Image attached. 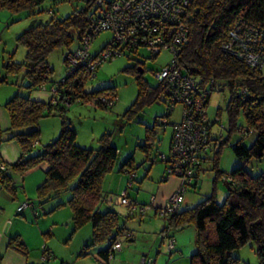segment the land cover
<instances>
[{
  "label": "trees",
  "instance_id": "trees-1",
  "mask_svg": "<svg viewBox=\"0 0 264 264\" xmlns=\"http://www.w3.org/2000/svg\"><path fill=\"white\" fill-rule=\"evenodd\" d=\"M80 1L85 4V8L73 11L62 19L50 18L41 22L37 16L42 0H0V10L16 15L23 12L26 14L25 20L34 21L15 36L16 45L24 48L22 62H8L0 73V84H5L6 76L14 77L22 71L18 88L26 92V95L16 92L4 105L9 129L0 131V143L15 142L20 153L13 164L0 160V189L14 198L12 174L22 176L44 164V180L36 189L38 205L56 200L62 193L69 192L66 205L70 211L72 230L89 225L91 231V241L84 245L79 255L87 256L88 247L105 242V248L99 250L97 255L107 264L116 251L113 246L118 244L117 239L129 238L127 230L118 228L115 212L109 208L103 211L98 208V204L105 201L100 181L110 172L117 151L111 144L109 133L101 134L95 150L76 145L75 131L63 114L68 108L64 102L92 103L95 107L106 109L93 103L94 99L100 95L107 97L115 94L111 88L84 92L83 82L92 76L93 71L78 67L56 85L46 103L33 101L28 96L30 92L41 89L52 76V69L46 62L47 55L59 48L68 49L75 40L80 44L81 38L89 33L100 17L96 11L102 7H98L97 3L106 6L111 2ZM186 13L188 36L177 58L181 75L191 77L197 86L209 93L215 90L227 92L224 105L225 139L218 142V138L209 129L208 141L212 145L209 151L212 154L213 182L221 178L228 188L220 204L215 201L212 193L193 207L183 210L179 208L177 212L163 218L167 227L161 233L167 236L171 228H193L194 251L188 257V264H237L238 259L231 254L247 243L254 245L258 263L264 264V176H250L243 166L222 174L217 167L221 147L230 141L233 134L238 135V138L229 147L239 161H258L264 156V71L258 66L251 67L245 61L248 49L257 55L259 62L264 63V0H192ZM256 35H259L260 41L257 44H246L244 39L239 40L240 36L253 39ZM108 44L100 50L103 51ZM224 44L230 45V53L223 50ZM136 51L133 49L128 53ZM149 56L150 59L156 57ZM135 69L138 73L135 77L137 94L128 112L131 113V109L136 112L153 102L162 101L164 106L167 105L169 100L164 93L166 82H158L154 88L149 87L141 79L139 63L135 64ZM53 98H56V102L51 104ZM208 99L209 95L203 103L205 107ZM168 110L164 109L160 117L163 119L160 124L162 126L168 124ZM54 114L60 120L57 136L35 149L39 136L38 121ZM219 114L220 111L216 110L215 116ZM250 135L251 140L246 144V138ZM153 136L154 131L146 128L144 141L137 145L144 153L145 161L150 164L155 160L150 152ZM170 143L171 138L168 149ZM161 161L164 162V174L167 177L168 158L164 156ZM200 164L191 175L193 182L197 179ZM132 166L129 157L120 165L119 171L132 173ZM226 178L230 181H226ZM73 180L75 182L69 189ZM166 238L172 239L171 236ZM7 247L25 256L26 249L18 236L9 239ZM174 249L175 245L168 253ZM42 253L49 256L45 249Z\"/></svg>",
  "mask_w": 264,
  "mask_h": 264
},
{
  "label": "rangeland",
  "instance_id": "rangeland-1",
  "mask_svg": "<svg viewBox=\"0 0 264 264\" xmlns=\"http://www.w3.org/2000/svg\"><path fill=\"white\" fill-rule=\"evenodd\" d=\"M103 1L110 2L112 0ZM102 7H105L104 3ZM82 8H85V4L80 0H42L38 8L40 13L37 18L41 22L50 18L62 19L73 11ZM96 12L99 13L100 10ZM25 15L23 12L16 15L7 10H0V73L3 71V66L8 62L20 63L24 58V48L16 45L15 36L21 33L31 22L25 20ZM111 37L110 32H99L89 43L88 55L93 56L100 51L99 55L102 52L100 49L111 40ZM247 40L250 41L251 39ZM78 45L79 43L75 40L68 49L59 48L47 55L46 62L52 69V76L48 82L43 84L42 88L45 87L47 91L51 90V95L56 85L71 72V65L68 62L64 63V59L68 52L74 53ZM149 57V52L146 49L138 48L135 53L126 52L96 64L92 76L83 82L82 90L89 92L111 88L116 96L114 105L110 109H103L93 106L92 103L81 104L78 101H73L66 108L63 115L69 120L75 131V144L80 147L95 150L98 147L97 140L101 134H111V144L117 151V157L110 172L104 175L100 181V190L103 197H105V201L98 204L99 210L103 211L109 208L115 212L118 228L123 227L127 230L128 236L135 241L137 246L144 249V252L149 251L150 256L146 255V257L151 261L153 260L154 264H166L167 262L169 264H188V257L194 251L193 228L184 226L181 229L171 228L168 230L167 236L172 235L171 240L177 246L171 254H168L167 242L169 239L161 233V230L167 227V223L159 215V209L164 204L156 207L157 205L153 203L151 207H148L150 206V198L156 194V188L159 185L167 187L169 185L168 178L178 181L176 177L165 176L164 162L161 161V156L168 157V147L172 133L170 123L179 122L181 105L176 104L174 106L166 126L160 125L163 120L160 117L164 113L162 101L144 105L136 112L132 109L131 113L128 112L137 94L135 77L138 73L135 64H140L142 69L141 79L149 87L154 88L158 84L154 74L169 64L172 55L166 50H161L155 58L150 59ZM260 69L264 71V63L260 66ZM21 76L22 71L14 77L6 76V83L0 84V88L26 95L24 90L18 88ZM206 88L208 89V87ZM226 98V91H212L209 93L205 108L207 119L212 123L210 126L211 133L218 138V142L224 140L226 136V116L224 112ZM216 110L220 111L218 117L215 116ZM59 122L60 120L56 114L41 118L38 121L39 136L34 146L35 149L57 136ZM146 128L154 131L150 152L155 160L151 164L145 161L144 153L137 148V145L144 141ZM251 137L250 135L246 138V144L249 143ZM237 138L238 135L233 134L230 141L222 145L217 162L219 172L228 174L233 168L243 166L250 176H264V156L258 161L249 160L246 163L235 158L229 144L231 145ZM211 156L212 154L209 153L208 160L200 164V171L195 182L191 181V186H185L183 200L179 206L180 209L191 208L212 193L218 204L223 201L226 190L221 178L213 182L214 173L211 171ZM129 157H131L133 164L132 173H126V170L120 172V165ZM43 180V169L36 168L23 176L12 174V181L15 185L14 198L0 189V236L7 242L15 236H20L22 241L27 243L24 246L30 252V255L33 254L34 249L36 250L40 264L43 263L41 261L43 249L49 250L51 247L55 254H65V245L53 239L56 236L53 228L57 224L58 229L61 226L66 229L64 227L67 224L66 221L71 222L70 211L66 205L69 192L62 193L56 200L41 206L38 205L36 189ZM74 182L73 180L70 183L69 189ZM122 194H124L126 203L122 202ZM22 204L26 205L23 213H19L23 217H17L15 216L16 208ZM84 227L80 231L86 228L90 229L89 225ZM48 233L50 236L46 237ZM74 237H72L71 246L76 241L79 242L82 235L76 236L75 239ZM54 242L56 243L55 247L52 246ZM119 242L124 249L127 244L125 238H120ZM100 247L102 248V245L99 244L88 247V250ZM254 250V245L247 243L232 252L231 255L238 259L237 264H259ZM89 253L91 254L90 251ZM50 254L52 257L50 258L49 255L47 264L54 263L53 255ZM56 264H59V261Z\"/></svg>",
  "mask_w": 264,
  "mask_h": 264
},
{
  "label": "built area",
  "instance_id": "built-area-1",
  "mask_svg": "<svg viewBox=\"0 0 264 264\" xmlns=\"http://www.w3.org/2000/svg\"><path fill=\"white\" fill-rule=\"evenodd\" d=\"M192 0H113L102 7L100 17L90 28L89 33L80 40V46L72 54L66 56V62L72 69L82 67L93 71L96 64H100L107 58L122 55L133 49L144 48L149 55L155 57L161 50L171 53L169 64L154 75L158 82L165 81V96L168 104L164 106L171 114L173 105H181L180 119L178 123H172V136L168 149V161L166 174L168 177H176L179 181L177 189L171 193L164 205L159 209V215L167 218L170 214L178 211L185 192V186L192 181L191 175L202 161L207 160L212 145L208 141L211 122L207 119L204 102L209 91L196 85L195 80L187 75H181L178 65V54L187 41L188 16L187 8ZM110 32L112 37L105 49L96 57H90L87 53L89 43L99 32ZM260 35V34H259ZM256 35L250 41L240 36L247 43L260 42ZM261 37V35L259 36ZM223 50L230 53V45L224 44ZM245 61L251 67H259L257 55L247 49ZM116 96H97L93 103L110 109L115 102ZM56 98L51 99V104ZM65 106H69L64 102ZM166 158V159H167ZM164 159V156H161ZM230 181L229 178L225 179ZM122 202L124 194H122ZM26 205L16 208V212H22ZM173 241L169 239L167 249L172 250ZM119 250V245L113 246ZM43 252V251H42ZM41 261L49 259L47 253L41 254ZM150 259H142L140 264H151Z\"/></svg>",
  "mask_w": 264,
  "mask_h": 264
},
{
  "label": "crops",
  "instance_id": "crops-1",
  "mask_svg": "<svg viewBox=\"0 0 264 264\" xmlns=\"http://www.w3.org/2000/svg\"><path fill=\"white\" fill-rule=\"evenodd\" d=\"M15 93L12 91H7L6 89L0 88V131H2V132L9 129V119H8V115L4 109V105ZM28 96L33 101L46 103L51 96V90L47 91L44 87L42 89H38L36 91L30 92L28 94ZM1 109H3L2 112H1ZM19 153H20L19 148L15 142L0 143V160L2 162L6 163V164H13L17 160ZM36 168H41V169H43V172L45 171V165L44 164H40V165L36 166L34 169H36ZM34 169H32V170H34ZM30 171H28V172H30ZM168 182H169V185L167 187H164V186L162 187L159 185L156 188V192H155L156 194L151 196L150 206H148V207H151L153 203L155 205H157L156 207H159V205H163L165 203V201L167 200V198L171 195V193H173L176 190V188L178 187V181L173 179V178L172 179L168 178ZM182 200H183V198H182ZM19 213L22 214L23 211L19 212ZM19 213H16V211H15V216L23 217ZM66 223L67 224H65V226H64L66 229H64L63 226H61L58 229L57 224H55L56 227L53 228V232L56 235L55 238H53V239H55L56 242H58L62 245H65V247H66L65 248V254L64 253H56L55 254L53 252V249L49 246L51 250L50 249L49 250L46 249V250L49 253L50 258L52 257L50 253H52L54 263L50 262L48 264H56L58 261H59V264H63V263H67V264H104V262L98 257L97 252L99 250L105 248L106 243L103 242L100 244V245H102V248L100 247L98 249L94 248L91 250H87V253H88L87 256H80L79 253L82 250V248L84 247V245H87L90 243L91 231L89 228H86L83 231H80L81 229L74 231V230H72L71 222H69V220H67ZM52 226H53V224H52ZM52 226H50V227H52ZM39 231H41V230H39ZM45 232H43V233H45ZM46 235H45L46 237L50 236L49 233ZM74 235H75V237H74ZM80 235H82V238H79L80 241L79 242L76 241L74 243V245L71 246L70 243H71L72 237H74V239H75L76 236L79 237ZM18 237L20 238V236H18ZM165 237H167V236H165ZM171 237H172V235H171ZM121 238H125V242H127L126 247H124V249H123L122 248L123 245L120 244V242H119L120 238L117 239L116 242L119 244V250L115 251V253L113 254V258L108 260L107 264H140L142 259H146V258L148 259V257H146V255L150 256L148 253L149 251L146 250L147 252H144V249L137 246V244H135V241L133 239H131L130 236H129V238H127V237H121ZM20 240H21L23 245H25V246L27 245V243L23 242L21 238H20ZM52 246L55 247L56 243L54 242L52 244ZM139 248H141V249H139ZM176 248H177V246H175V249ZM25 249H26L25 256H23L20 253L8 248L7 247V240H5L4 238H2L0 236V257H1L0 258V264H40L38 254H37V252H35L36 250L34 249L33 254L30 255V252H28L26 247H25ZM29 249H33V248H29ZM73 249H74V251H72ZM89 251L91 252V254L89 253ZM144 253H146V254H144ZM168 254H171V253H168ZM64 255H66V256H64ZM174 259H176V258H174ZM47 262H48V260L44 264H47ZM152 262H153V260H152ZM152 264H154V262ZM166 264H169V262H167Z\"/></svg>",
  "mask_w": 264,
  "mask_h": 264
},
{
  "label": "water",
  "instance_id": "water-1",
  "mask_svg": "<svg viewBox=\"0 0 264 264\" xmlns=\"http://www.w3.org/2000/svg\"><path fill=\"white\" fill-rule=\"evenodd\" d=\"M34 23V21H31L29 25H32ZM141 73V72H140ZM224 188L227 190L228 186L226 183L223 184Z\"/></svg>",
  "mask_w": 264,
  "mask_h": 264
}]
</instances>
